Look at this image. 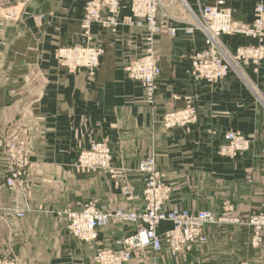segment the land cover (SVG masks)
Returning <instances> with one entry per match:
<instances>
[{"label":"crops","instance_id":"1","mask_svg":"<svg viewBox=\"0 0 264 264\" xmlns=\"http://www.w3.org/2000/svg\"><path fill=\"white\" fill-rule=\"evenodd\" d=\"M86 1L0 0V137L27 138L31 149L28 210L19 221L4 209L8 190L0 155V253L16 264H95L96 246L111 247L140 225L111 223L96 229L94 241L83 242L67 232L59 211L78 210L89 200L110 209L142 210L137 165L149 153L171 189L166 210H211L219 216L229 201L239 221L264 213V161L259 155L264 59L257 70L249 62L214 82L197 78L190 69L204 36L187 34L182 27L192 21L191 12L218 0H162L171 2L169 21L176 31L156 33L150 43L161 69L153 105L144 103L141 84L125 70L148 47L143 29L93 24L90 38L102 46L93 76L84 70L68 72L54 60L55 49L77 41ZM222 1L234 19L250 23L259 0ZM128 3L121 1L120 16L128 14ZM221 39L228 49L256 43L240 34ZM188 102L196 110L194 122L174 128L161 123L164 114ZM227 131L245 135L249 148L234 157L221 155L218 146ZM102 139L110 145L112 164L123 171L121 179L105 170L73 168L79 151ZM120 183L131 187L133 198L125 197ZM169 227L164 222L157 232ZM205 231L207 242L186 254L146 249L128 264H264V229L257 246L251 244V227L244 224L223 222Z\"/></svg>","mask_w":264,"mask_h":264},{"label":"built area","instance_id":"2","mask_svg":"<svg viewBox=\"0 0 264 264\" xmlns=\"http://www.w3.org/2000/svg\"><path fill=\"white\" fill-rule=\"evenodd\" d=\"M122 0H88L85 3L83 26L88 38V28L93 23L107 27L127 24L146 30L147 41L152 35L161 31L174 34L175 28L168 25L170 16L161 14L160 0H131L127 15L120 16ZM160 10V11H159ZM194 14V15H192ZM192 21L186 32L199 31L204 36V46L191 60V72L206 82H214L224 78L230 69H235L249 62L257 70L258 64L264 58V2L259 0L254 8V18L250 23H243L232 17L231 11L222 0L207 4L200 8L198 15L191 12ZM88 27V28H87ZM224 34H240L255 39L256 43L243 44L228 49L222 42ZM90 38V37H89ZM88 38V39H89ZM102 50L96 47L75 46L72 49L60 51V57L68 68L78 66L88 67L92 74L95 72ZM153 56L146 53L126 67L130 78L140 81L143 86V101L149 105L155 103V94L161 69ZM68 68V69H69ZM194 117L193 108L187 107L182 111L169 112L163 117L167 127L183 124L187 118ZM250 142L238 131H228L224 142L218 147L221 154L235 155L246 151ZM0 155L5 160L6 170L4 186L8 190V205L4 208L16 220H21L28 210L26 182L30 167L31 149L27 138L0 137ZM264 159V147L261 152ZM111 148L108 142L92 141L88 148L81 151L73 166L77 171L91 172L97 169L108 170L112 175ZM138 171L143 175V199L145 207L142 211L133 208L98 207L87 202L78 210L71 208L59 211L64 216L68 232L84 242L95 239L96 229L111 223L142 222L133 233L116 238L113 247H97L94 261L97 264H127L133 258H139L150 248L154 253L161 249V239L155 232L156 223L163 218L174 222V227L165 232L164 240L167 253H177L187 249L191 242L204 243L206 238L197 228L202 221H213V213L187 212L171 209L163 213L164 203L168 199L170 187L163 181L161 173L155 167L153 155L150 153L141 160ZM116 176H119L116 175ZM115 177V176H113ZM129 187H121L126 198H132ZM222 216L228 221L236 222L232 214L233 206L227 203L223 207ZM239 224L250 226L252 229L251 242L257 245L261 242V232L264 229V215L256 214L241 220ZM18 222L10 224L17 228ZM180 229V234L177 230ZM169 249V250H168ZM0 264H16V259L0 253Z\"/></svg>","mask_w":264,"mask_h":264},{"label":"rangeland","instance_id":"3","mask_svg":"<svg viewBox=\"0 0 264 264\" xmlns=\"http://www.w3.org/2000/svg\"><path fill=\"white\" fill-rule=\"evenodd\" d=\"M88 1V0H87ZM86 3V2H85ZM170 4V5H169ZM204 5H207V4H204ZM204 5H201L200 7H199V10H198V12L197 13H195V12H193V13H195L196 15H198V13H199V11H200V8L202 7V6H204ZM170 6H171V2H168V4H166V5H164L163 4V2H162V0H160V10H161V14H167L168 16H170L169 14V8H170ZM84 8H85V4H84ZM84 8H83V14H84ZM128 10L130 11V7L128 8ZM159 10V11H160ZM231 11V10H230ZM83 14H82V17H81V19H80V33H79V36H78V39H77V41H75V42H73L72 44H70V45H68V46H64V47H60V48H57V49H55L54 51H53V58H54V60L60 65V66H62V67H64L68 72H77V71H81V70H84L89 76H93L94 74H95V72L92 74V72H91V70L88 68V67H84V66H78V67H76V68H67L65 65L66 64H64V59H62L61 57H60V51H63V50H67V49H72L73 47H75V46H79V47H83V46H88V47H96V48H100L101 50H102V46L100 45V44H98V43H94L92 40H91V38H89V37H91L90 36V29H91V26L93 25V24H95V23H93L92 25H90L89 26V28H88V35H89V39L88 38H85V37H83V33L85 34V28H84V26H83V23H84V20H83ZM119 14H120V11H119ZM96 24H98V25H101V26H103V27H105V28H109V29H113V28H115V27H107V26H105V25H102V24H99V23H96ZM168 25L169 26H171V27H173V28H175L174 26H172L171 25V23H170V21H168ZM190 27V22L187 24V25H185L184 27H182V30L185 32V33H187V34H192V33H194V32H196V31H194V32H192V33H189V32H186L185 31V28H186V30H187V28H189ZM144 30V29H143ZM175 31H176V28H175ZM145 32H146V30H145ZM162 32V31H161ZM159 33V32H158ZM171 34V33H170ZM154 35V34H153ZM153 35H152V37H153ZM152 40H153V38L151 39V41H147V40H145L146 41V43L148 44V47L146 48V50H145V53L143 54V55H146V53L147 54H149V55H151V56H153L152 58H154L155 60H156V58L154 57V55H153V53H152V49H151V46H150V43L152 42ZM227 48V47H226ZM200 51V50H199ZM199 51H197V52H199ZM196 52V53H197ZM195 53V54H196ZM194 54V55H195ZM142 55V56H143ZM193 55V56H194ZM193 56H192V58H193ZM141 57V56H140ZM137 58H139V57H137ZM136 58V59H137ZM192 58H191V60H192ZM100 59V58H99ZM136 59H134V60H136ZM134 60H132L130 63H132ZM156 62H157V60H156ZM100 63V60H99V62H98V64ZM129 63V64H130ZM158 63V62H157ZM128 64V65H129ZM127 65V66H128ZM159 65V64H158ZM244 65H246V64H244ZM244 65H243V67H244ZM126 66V67H127ZM97 67H98V65L96 66V69H97ZM96 69H95V71H96ZM125 70H126V68H125ZM160 77H161V75H160ZM159 80V79H158ZM157 85H158V83H157ZM147 104V103H146ZM149 105V104H148ZM187 107H192L193 108V113L195 114L196 113V110H195V108H194V106H192L189 102L183 107V108H180V109H176V110H173V111H171V112H176V111H182V110H184V109H186ZM161 121H162V118H161ZM165 125V124H164ZM166 126V125H165ZM182 126H184V125H182V124H177V125H171V128H174V127H182ZM239 132V131H238ZM239 133H241V132H239ZM242 134V133H241ZM242 136L244 137V138H246L249 142H250V140L245 136V135H243L242 134ZM103 140V139H102ZM102 140H99V141H102ZM107 141V140H106ZM108 142V141H107ZM109 144V143H108ZM110 146V145H109ZM263 147H264V142L262 143V145H261V149H260V151H259V155H260V157H261V159L264 161V159L262 158V156H261V152L263 151ZM83 150H85V149H82V150H80L79 151V153L81 152V151H83ZM244 152V151H243ZM243 152H241V153H243ZM79 153H78V155H79ZM220 153V152H219ZM221 154V153H220ZM238 154H240V153H238ZM238 154H235V155H228V154H221V155H224V156H229V157H234V156H236V155H238ZM111 156H112V154H111ZM2 158H3V156H1ZM78 157V156H77ZM146 157V156H145ZM144 157V158H145ZM144 158H142L141 160H144ZM4 159V158H3ZM77 159V158H76ZM140 160V161H141ZM5 161V160H4ZM140 161H139V163H140ZM74 163V162H73ZM139 163H138V165H137V171H138V166H139ZM111 165H112V169L114 170V174L112 175L108 170H105V171H107L108 173H109V175H110V177L111 178H113V179H121L123 176H122V174H123V171L120 169V168H118V167H115L113 164H112V159H111ZM155 167H156V165H155ZM73 168H74V166H73ZM157 168V167H156ZM75 169V168H74ZM76 170V169H75ZM97 170H99V169H97ZM157 170L161 173V175H162V179H163V181H165V177H164V175H163V173L157 168ZM77 171V170H76ZM94 171H96V170H94ZM29 172V171H28ZM80 172H82V171H80ZM92 172V171H91ZM139 172V171H138ZM140 173V172H139ZM119 174V176H116V175H118ZM141 174V173H140ZM142 175V174H141ZM4 176H5V174H4ZM113 176H115V177H113ZM142 180H143V175H142ZM166 182V181H165ZM3 185H4V180H3ZM125 186H127V187H129L128 189H129V193L131 194L132 193V189H131V187L128 185V184H126V183H120V187H125ZM143 186H144V184H143ZM142 191H143V187H142ZM125 195V194H124ZM142 196H143V194H142ZM125 197H126V195H125ZM133 198V197H132ZM143 198V197H142ZM127 199H130V198H127ZM144 200V199H143ZM87 202H91V203H94L95 205H97L98 207H106V208H108L107 206H105V205H102V204H98L95 200H89V201H87ZM86 202V203H87ZM226 203H230L229 201H226ZM27 204H28V197H27ZM230 204H232V203H230ZM8 205V204H7ZM224 205V204H223ZM83 206V205H82ZM81 206V207H82ZM233 206V205H232ZM66 209H69V208H66ZM65 209V210H66ZM113 209V208H112ZM127 209V208H126ZM65 220V219H64ZM115 223H119V222H115ZM66 224V223H65ZM67 226V225H66ZM66 229H67V227H66ZM67 232H68V230H67ZM70 234V233H69ZM71 235V234H70ZM95 240V239H94ZM93 240V241H94ZM80 241H82V240H80ZM84 242V241H83ZM113 242H114V240L112 241V244H113ZM97 247H101V246H96V248H95V252H96V249H97ZM104 247H108V246H104ZM111 247H113V246H111ZM3 255V254H2ZM94 256H95V254H94ZM94 256H93V260H94ZM95 262V261H94ZM128 263H130V262H128ZM127 263V264H128ZM95 264H97V263H95Z\"/></svg>","mask_w":264,"mask_h":264},{"label":"bare ground","instance_id":"4","mask_svg":"<svg viewBox=\"0 0 264 264\" xmlns=\"http://www.w3.org/2000/svg\"><path fill=\"white\" fill-rule=\"evenodd\" d=\"M130 2H131V0H129V3H128V5L130 4ZM120 6H121V2H120ZM191 12V11H190ZM192 15H194V14H192ZM119 25V24H118ZM117 25V26H118ZM125 25H127V24H125ZM130 26V25H129ZM139 29H141V28H139ZM224 35H230V34H224ZM101 56V55H100ZM100 58V57H99ZM264 59V58H263ZM262 59V60H263ZM261 60V61H262ZM261 63V62H260ZM259 63V64H260ZM258 64V65H259ZM258 67V66H257ZM242 68V66H240V65H238V67L237 68H235L237 71H240V69ZM254 68V67H253ZM190 69H191V67H190ZM127 72V71H126ZM192 73V72H191ZM193 74V73H192ZM128 75V74H127ZM194 75V74H193ZM129 77V76H128ZM130 78V77H129ZM198 78V77H197ZM130 79H132V78H130ZM200 79V78H199ZM133 81H137V80H134V79H132ZM137 82H139L140 84H141V82L140 81H137ZM141 86H142V84H141ZM142 88H143V86H142ZM157 90V89H156ZM155 99H156V94H155ZM169 113V112H168ZM166 114H164L161 118H162V121H161V123L164 125V122H163V117L165 116ZM195 119H196V114H194V117H189V118H187V121L185 122V123H183L182 125H188V124H190V123H192V122H194L195 121ZM165 126V125H164ZM165 127H167V126H165ZM168 128H171V127H168ZM228 132V131H227ZM226 132V133H227ZM224 135H225V133H224ZM224 135H223V142H224ZM223 142L222 143H220V145L221 144H223ZM219 145V146H220ZM218 146V147H219ZM249 148V147H248ZM247 148V149H248ZM246 149V150H247ZM151 155H153L152 153H151ZM153 157H154V155H153ZM154 161H155V157H154ZM156 165V164H155ZM99 170H103V169H99ZM168 184V183H167ZM168 186H169V184H168ZM170 187V186H169ZM171 190V189H170ZM169 194H170V191L168 192V196H167V198L169 199ZM168 199L166 200V202L168 201ZM166 202L164 203V206H165V204H166ZM145 203V202H144ZM225 205H227V203H225L224 205H223V207L225 206ZM144 207H145V204H144ZM144 207H143V209H144ZM142 209V210H143ZM171 209H178V210H181V211H187V212H191V213H194V212H206V213H213V215H214V219H213V221H202V223L200 224V225H198L197 226V228H199L200 229V232H201V234H203L204 236H205V238H206V241L204 242V243H198V241H193V242H191L190 243V245H189V247L187 248V249H185V250H183V251H180V252H177V253H172L171 252V254L170 253H168L169 255H171V256H177V255H183V254H186L187 252H189L194 246H200V245H203V244H205L206 242H207V234H206V231H205V229L207 228V227H212V226H214V225H216V224H218V223H223V222H231V221H228L227 220V218H225L224 216H222V212L224 211V209L222 210V212H221V214L219 215V216H217L213 211H211V210H195V211H191V210H188V209H182V208H171ZM171 209H168V210H166L165 208H163V213H168L169 211H171ZM135 210V209H134ZM142 210H140V211H142ZM259 214H263L264 215V213H259ZM253 215H256V214H253ZM250 216H252V215H250ZM235 220H236V222L237 223H239L240 221H239V219H236L235 218ZM164 222H168V223H170V227L168 228V229H166L163 233H161V234H159L158 232H157V227H158V225H161L162 223H164ZM119 223H121V222H119ZM127 223H134V224H139L140 225V227H141V225H143L144 226V224L142 223V222H140V221H138V222H127ZM100 227H102V226H100ZM174 227V222L172 221V220H169V219H167V218H163V219H160L157 223H156V226H155V232H156V234H157V236L161 239V249L160 250H167V246H166V243H165V240H164V235H165V232L166 231H168L170 228H173ZM99 228V227H98ZM137 230V229H136ZM69 233V232H68ZM180 234V229H178L177 230V234L176 235H179ZM96 237V236H95ZM94 240V239H93ZM92 240V241H93ZM92 241H90V242H92ZM251 244H252V242H251ZM253 245V244H252ZM257 245H259V244H257ZM257 245H253V246H257ZM148 249H150V248H148ZM151 251H152V249H150ZM169 250V249H168ZM153 252V251H152ZM154 253V252H153ZM159 253V252H158ZM155 254V253H154ZM134 259V258H133ZM132 260V259H131Z\"/></svg>","mask_w":264,"mask_h":264}]
</instances>
